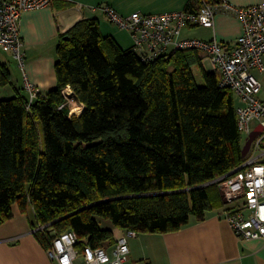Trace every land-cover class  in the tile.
<instances>
[{"label":"trees","instance_id":"obj_1","mask_svg":"<svg viewBox=\"0 0 264 264\" xmlns=\"http://www.w3.org/2000/svg\"><path fill=\"white\" fill-rule=\"evenodd\" d=\"M200 54L143 61L103 36L94 18L59 33L57 88L31 102L24 89L0 99V225L16 204L33 211L45 249L71 231L80 250L115 243L117 230L175 232L222 208L212 181L239 166L249 144L237 128L235 96ZM10 83L0 64V89ZM67 86L83 107L78 116L70 115Z\"/></svg>","mask_w":264,"mask_h":264},{"label":"built area","instance_id":"obj_2","mask_svg":"<svg viewBox=\"0 0 264 264\" xmlns=\"http://www.w3.org/2000/svg\"><path fill=\"white\" fill-rule=\"evenodd\" d=\"M51 3L52 0H0V49L16 61L30 102L37 91L24 70L19 21L22 13ZM103 10L109 22L130 32L131 48L143 61L177 50L197 51L220 75V86L232 91L237 100V128L249 144V151L239 166L212 183L217 185L225 217L237 237L264 241V100L259 98L261 82L254 75L256 71L264 72V3L238 7L226 0L217 4L203 0L194 11L151 15L135 12L129 16L119 15L108 6ZM219 11L241 22L242 33L233 46L227 47L217 39L182 38V30L187 27L213 28ZM64 95L69 104L70 94ZM136 236L134 231L123 230L111 245L94 248L86 244L79 250L76 234L68 231L53 239L47 253L53 264H135L129 259L128 241Z\"/></svg>","mask_w":264,"mask_h":264},{"label":"crops","instance_id":"obj_3","mask_svg":"<svg viewBox=\"0 0 264 264\" xmlns=\"http://www.w3.org/2000/svg\"><path fill=\"white\" fill-rule=\"evenodd\" d=\"M189 1L52 0L48 7L26 11L20 17L19 32L28 80L42 95L57 88L55 61L58 35L82 19H96L103 36L114 39L121 49H130L133 46L130 32L109 22L103 10L105 6L122 16L135 12L151 15L183 11ZM226 1L238 7L264 3V0ZM241 33L239 19L219 11L213 28L187 27L182 30L181 36L204 41L217 39L231 47ZM200 56L203 65L209 63L202 54ZM0 64L10 71L11 80L10 85L0 89V99L13 97L16 89H23L21 70L11 54L1 49ZM254 75L261 82L259 98L264 100V72L256 71ZM64 93L71 94L72 90L67 86ZM75 103L80 114L83 107ZM224 210V206L216 209L202 221L191 220L189 225L175 232L137 234L128 241L129 259L135 264H264V241L237 237ZM11 212L12 217L0 225V264H53L47 249L33 233V211L23 214L14 204ZM122 232L119 230L117 236Z\"/></svg>","mask_w":264,"mask_h":264},{"label":"rangeland","instance_id":"obj_4","mask_svg":"<svg viewBox=\"0 0 264 264\" xmlns=\"http://www.w3.org/2000/svg\"><path fill=\"white\" fill-rule=\"evenodd\" d=\"M203 66H204V69L207 72H210L212 67L209 65L208 62L205 63ZM191 72H192V75H193V77L195 79L196 84L201 86L203 84V81H202V77H201L199 68L197 66H192L191 67ZM67 95H68V93H67ZM69 99L73 100V101L69 100V104H68L69 105V109L71 111V115H76V114H77V116L80 115L79 114V108H76V106H77L76 103H75L76 101L72 98V93L70 94V98ZM100 226L102 228H106V229H113V225H112V223L109 220H100ZM114 231H115V229H114ZM115 233L118 235V230L115 231Z\"/></svg>","mask_w":264,"mask_h":264}]
</instances>
